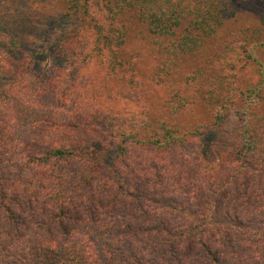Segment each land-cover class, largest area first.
<instances>
[{
	"label": "trees",
	"instance_id": "16d2710c",
	"mask_svg": "<svg viewBox=\"0 0 264 264\" xmlns=\"http://www.w3.org/2000/svg\"><path fill=\"white\" fill-rule=\"evenodd\" d=\"M246 1L0 0V35L9 34L8 53L16 58L14 70L0 58V264H264V187L248 189L235 213L223 200L234 181L254 170L250 183L258 182L264 173V14L237 12ZM46 3L54 7L42 11ZM55 19L75 27L37 53L98 57L127 96L139 97L140 89L122 47L132 34L141 36L154 57L151 78L174 120L147 111L93 112L92 121L86 112L73 120L33 102L57 75L43 70L26 79L29 65L17 55L31 44L27 33L46 36ZM240 51L258 79L239 90L224 70L234 68ZM187 56L195 63L184 74L176 60ZM79 90L63 89V100ZM192 105L207 117L177 118ZM93 132L109 141L90 148ZM128 161L135 163L129 176ZM161 164L174 181L195 185L194 201L142 185L139 174L152 167L156 174ZM96 185L98 195L133 208L138 221L96 214Z\"/></svg>",
	"mask_w": 264,
	"mask_h": 264
},
{
	"label": "rangeland",
	"instance_id": "374dc122",
	"mask_svg": "<svg viewBox=\"0 0 264 264\" xmlns=\"http://www.w3.org/2000/svg\"><path fill=\"white\" fill-rule=\"evenodd\" d=\"M236 3V2H235ZM234 3V5H235ZM47 7L51 9L54 7L51 3L44 4L40 7L43 11L47 10ZM237 12H242L246 17H253L255 14H264V0H247L236 6ZM51 28H49V33L46 36H33L31 33H27L26 37L29 40L28 45L22 46L19 50L17 58L19 60H24L28 63L29 68L25 70L24 77L26 79H37L38 75L43 70H46L47 73H54L57 76V83L53 82L50 84L43 94L36 98V96L31 97L33 102L36 104H45L48 105V110H52L55 113L60 114L61 116H68L71 119H81L84 118L86 112H92V119L94 120L93 112L96 113H105L108 115H119L123 117H129L132 114L136 116H141L147 111V115L150 116H164L170 120H174L175 117L169 115L167 109L164 107L161 98L163 97V91L160 85L156 84L153 78H151V71L154 65V57L147 50L144 40L141 39V36L132 34L130 38L126 41V44L122 47V50L125 53L126 58L129 63H132L134 70L129 71V74L138 83V89H140L139 97L127 96L126 88L120 83L115 81L111 75L106 71V67L100 63L98 57L94 58H81L73 57L67 60L58 58L52 55L43 56L41 52L37 53L38 49H43L49 43L51 37H54L56 34L68 31L69 28L75 27L71 20L64 22L62 19H55L54 23H49ZM79 27V26H78ZM260 38L264 40V25H262L261 32H259ZM39 38V39H38ZM10 39L9 34L2 33L0 35V58L5 59L7 65L14 70V61L15 56L8 53L7 42ZM35 39V40H34ZM39 44H34L38 43ZM35 46H34V45ZM78 45V43H77ZM37 53V54H36ZM244 52L240 51L235 54V64L234 68H229L224 70L226 74V80L233 83L234 86L243 89L246 84L254 83L258 79V75L253 72V65L247 61L244 57ZM264 63V46L262 48L261 56ZM234 59V60H235ZM177 68L180 69L182 73L188 72V67L194 65L195 61L192 56L181 57L176 60ZM46 79V76L45 78ZM74 85L79 86L80 90L76 95L70 100H63L61 91L63 89H70ZM192 87V86H191ZM264 88V85H263ZM197 91L195 88L190 89V93L194 94ZM25 96L27 92L24 91ZM29 99V98H28ZM31 101V100H30ZM240 99L236 100V103H239ZM260 104H257L255 109L257 110ZM193 106V107H192ZM182 113L177 115V118L188 119L189 113L193 112L195 115L203 114L204 117H207L205 112L201 108H197L196 105H192ZM58 111V112H57ZM60 112V113H59ZM51 115V114H49ZM48 117V115H47ZM47 119L46 117H44ZM236 119L235 114L231 113L227 123V130L231 132ZM96 132H93L90 137H88V146L100 147L102 144H105L109 139L99 138L95 135ZM202 137L198 135V140ZM184 160L182 162L183 166L188 168V160L191 155L188 152V149L185 148ZM133 164V166H132ZM128 165V166H127ZM162 165V164H161ZM127 166L126 175H131L135 163L129 162L126 163ZM163 166V167H162ZM157 167V173L154 174L153 167L150 170H145L144 175L142 172L139 174L143 178L141 183L143 186L151 187L154 191L160 193L174 195L177 197L180 202L188 203L194 201L195 185L189 183L179 184L174 181L175 173L171 172L169 168H165L164 165ZM167 169V170H166ZM254 170H251V173H254ZM250 173V174H251ZM249 174V175H250ZM242 177L237 181H234L230 188V192L225 196L224 202L226 203L225 209L231 213H235L238 208L243 207L244 199L243 197L247 195L248 189H253L252 191L259 192L262 187H264V173L262 172L259 176V181L250 183L253 179L252 176ZM202 183L209 181L207 178H200ZM251 185V186H250ZM96 190L97 197L95 201V210L96 214H100L106 217H113L119 223L125 222L133 218V208H127L121 202H114L111 196H100L98 192V185L94 187ZM255 192V193H256ZM176 198V199H177ZM94 210V211H95ZM140 217L132 219V221H138ZM34 221V218H30L29 222ZM5 247V246H4Z\"/></svg>",
	"mask_w": 264,
	"mask_h": 264
}]
</instances>
